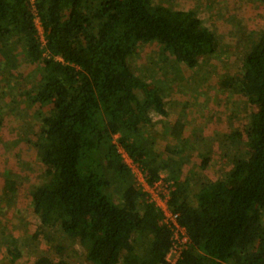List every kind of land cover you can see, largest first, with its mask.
I'll list each match as a JSON object with an SVG mask.
<instances>
[{
    "label": "trees",
    "instance_id": "1",
    "mask_svg": "<svg viewBox=\"0 0 264 264\" xmlns=\"http://www.w3.org/2000/svg\"><path fill=\"white\" fill-rule=\"evenodd\" d=\"M207 17L158 0H0V72L18 69L21 60L38 64L23 87L41 123L28 140L45 177L31 190L32 212L43 229L58 226L78 240L90 264H164L172 246L173 231L116 136L150 184L162 171L173 181L169 207L190 240L175 264H264V25L240 74L218 80L219 89L243 96L249 107L244 130L232 137L246 153L222 178L193 188L183 175V152L168 147L165 154L178 157L165 158L151 130L145 132L152 112H168L162 88L138 75L130 60L140 44L157 42L176 66L197 67L222 47ZM184 126L172 124L175 141ZM209 160L202 157L203 169ZM11 252L14 260L21 256ZM35 264L68 262L41 255Z\"/></svg>",
    "mask_w": 264,
    "mask_h": 264
},
{
    "label": "rangeland",
    "instance_id": "2",
    "mask_svg": "<svg viewBox=\"0 0 264 264\" xmlns=\"http://www.w3.org/2000/svg\"><path fill=\"white\" fill-rule=\"evenodd\" d=\"M158 1L175 8L204 11L208 16L206 25L222 40L217 53L213 57H202L195 68L183 64L176 66L172 55L162 53L157 42L140 44L138 52L130 60L138 75L157 82L162 88L168 112V116L152 112L151 124L145 132L151 130V135L156 138V147L165 158L178 157L175 152L171 154L173 157L165 154L168 147L183 152L186 157L183 175L191 178L193 188L198 189L204 182L222 178L232 167L235 156L246 153L244 141L241 145L232 141L233 135L246 126L249 112L246 99L233 91L219 89L218 80L226 74H240L244 54L264 25V3L246 0L249 3L246 8L237 0ZM233 14L234 20L231 19ZM37 23L43 37L40 23ZM24 63L21 60L18 69L4 74L0 72L3 108L0 112V264H35L41 255L55 261L63 258L68 264H90L78 240L67 236L58 226L45 225L46 229H43L40 217L32 212L31 190L45 177L43 165L28 140L41 126L35 114L37 107L29 104L23 89L34 79L32 72H36L38 64ZM175 121L185 124L182 130L177 128L180 134L178 141L171 137V126ZM117 138L115 142L120 152L138 183H142L145 181L142 167L132 161ZM204 155H208L210 160L203 169L201 160ZM160 178L164 181H160V186L165 187L168 173L162 171ZM10 181L14 182V190L9 189ZM113 191L119 197L117 186ZM40 229L42 232L37 235ZM11 250L20 251L21 256L14 260Z\"/></svg>",
    "mask_w": 264,
    "mask_h": 264
},
{
    "label": "built area",
    "instance_id": "3",
    "mask_svg": "<svg viewBox=\"0 0 264 264\" xmlns=\"http://www.w3.org/2000/svg\"><path fill=\"white\" fill-rule=\"evenodd\" d=\"M144 180L140 185L146 192L147 198L159 207L163 213L162 223H165L173 231L172 246L164 264H175L183 250L189 246L190 240L187 229L179 222V214L173 212L169 207L170 191L174 188L173 181L165 182V187H162L160 181L164 182L163 178L150 184L144 174Z\"/></svg>",
    "mask_w": 264,
    "mask_h": 264
}]
</instances>
